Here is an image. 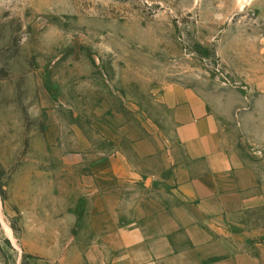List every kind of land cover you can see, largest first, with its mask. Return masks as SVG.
<instances>
[{
	"label": "rangeland",
	"instance_id": "obj_1",
	"mask_svg": "<svg viewBox=\"0 0 264 264\" xmlns=\"http://www.w3.org/2000/svg\"><path fill=\"white\" fill-rule=\"evenodd\" d=\"M175 84L264 185V0H0V264H120L98 168L182 159Z\"/></svg>",
	"mask_w": 264,
	"mask_h": 264
},
{
	"label": "crops",
	"instance_id": "obj_2",
	"mask_svg": "<svg viewBox=\"0 0 264 264\" xmlns=\"http://www.w3.org/2000/svg\"><path fill=\"white\" fill-rule=\"evenodd\" d=\"M163 102L182 159L149 180L115 153L96 175L92 192L114 216L120 264H264L260 175L224 147L220 122L198 91L175 84Z\"/></svg>",
	"mask_w": 264,
	"mask_h": 264
}]
</instances>
